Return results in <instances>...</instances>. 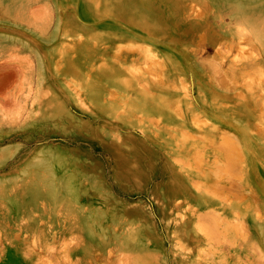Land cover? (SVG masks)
Listing matches in <instances>:
<instances>
[{"label": "rangeland", "instance_id": "obj_1", "mask_svg": "<svg viewBox=\"0 0 264 264\" xmlns=\"http://www.w3.org/2000/svg\"><path fill=\"white\" fill-rule=\"evenodd\" d=\"M263 52L264 0H0V248L264 264Z\"/></svg>", "mask_w": 264, "mask_h": 264}, {"label": "bare ground", "instance_id": "obj_2", "mask_svg": "<svg viewBox=\"0 0 264 264\" xmlns=\"http://www.w3.org/2000/svg\"><path fill=\"white\" fill-rule=\"evenodd\" d=\"M237 19H239V20H243V21H245V22H247V19L245 18V17H242V16H237ZM221 24H222V21L220 20V22H219V25L221 26ZM239 34V33H238ZM251 36V35H250ZM235 37V36H234ZM245 39V40H247V34L246 35H243V36H241V35H237L236 37H235V41H239V40H241V39ZM253 38V37H252ZM253 39H255V37L253 38ZM253 39H252V41H253ZM256 40V39H255ZM249 41V40H248ZM251 41V42H252ZM258 42V41H257ZM240 43V42H239ZM258 46V45H257ZM258 47H260V46H258ZM262 47H260V48H258V50H259V52H261V49ZM141 51V50H140ZM148 51V50H147ZM146 51V52H147ZM251 52H253V51H251ZM252 54V53H251ZM256 54H257V52H256ZM264 54V52L261 54L260 53V55H263ZM145 55V54H144ZM143 57V56H142ZM226 57V56H225ZM251 57V56H250ZM260 57V56H259ZM228 58V57H227ZM142 59V58H141ZM143 59H144V57H143ZM146 59V58H145ZM145 59H144V61H145ZM226 59V58H225ZM256 59H258V57L256 58ZM261 59V62H262V58H260ZM146 61H148V59H146ZM257 62V61H256ZM150 63H151V61H150ZM255 64V63H254ZM257 64V63H256ZM233 65V64H232ZM137 66V65H136ZM152 64H151V69H152ZM250 67V66H249ZM248 67V68H249ZM132 68V67H131ZM243 68V67H242ZM241 68V69H242ZM146 70H150V69H146ZM129 71V70H128ZM139 83V82H138ZM15 100V99H14ZM194 210V209H193ZM197 210V209H196ZM257 212V211H256ZM203 213H207V212H203ZM212 213V212H211ZM216 214V213H215ZM235 214V213H234ZM194 215V214H193ZM197 216H199V217H201V219H202V215H205V214H202L201 215V213H197L196 214ZM201 215V216H200ZM192 216V215H191ZM209 216V215H208ZM213 216H214V214H213ZM194 217V216H193ZM204 218H206V217H204ZM203 218V219H204ZM214 218V217H213ZM198 219V218H197ZM196 219V220H197ZM208 219V218H207ZM225 219V218H224ZM189 220V219H188ZM182 221H186V220H182ZM181 221V222H182ZM210 221V220H209ZM42 222V221H41ZM187 222V221H186ZM207 222H208V220H207ZM214 222V221H213ZM242 222V221H241ZM240 222V223H241ZM74 223V222H73ZM177 223V222H176ZM175 223V224H176ZM195 224V223H194ZM213 224V223H212ZM232 224V223H231ZM239 224V223H238ZM72 225H74V224H72ZM72 225H71V228H70V230L72 229V228H75L74 226L72 227ZM206 225H210V224H206ZM183 226H184V223H183ZM76 227H78L77 225H76ZM178 227V226H177ZM79 228V227H78ZM185 228V227H184ZM235 228V227H234ZM77 229V228H76ZM69 230V229H68ZM72 232H73V229L71 230ZM128 231V230H127ZM182 231H183V229H182ZM199 231V230H198ZM219 231V230H218ZM237 231V230H236ZM235 231V232H236ZM48 232H50L49 230H48ZM58 232V231H57ZM212 232H214V231H212ZM41 233H42V230H41ZM59 233V232H58ZM182 233H184V232H182ZM186 233V232H185ZM47 234V233H46ZM50 234L52 235L51 237V239H47V240H45L44 241V243H41V239L39 240V234L37 235L38 236V238L36 237V234H35V238L33 237V235L32 236H30L29 237V240H28V242H29V244H27V245H30V246H27V247H30V248H28L27 250L25 249V247H26V243L25 242H18V241H16V236L14 237V238H12L10 241L9 240H6V242L8 241V245H7V243H6V245H4V248H0V264H89V260H88V255H87V253L89 252V249H87L88 248V244H90L89 242L87 243V241L85 240V239H83V238H81V237H79V238H74V239H78V245L73 249L74 250V256H73V259L72 258H70L69 257V255L67 254L68 252H66V254L68 255V256H66L65 254V257H67V258H62V255L58 252V250H56V249H58L60 246H57L58 248H55V245L53 244V241H55L56 242V239H54V235L56 234L55 232H50ZM189 234V233H188ZM206 234V233H205ZM218 234V233H217ZM41 235V234H40ZM47 235H49V234H47ZM59 235V234H58ZM24 236V235H23ZM127 236V235H126ZM184 236V235H183ZM217 236V235H216ZM41 238V237H40ZM57 238V237H56ZM215 238H217V237H215ZM3 239H6V238H3ZM9 239H10V237H9ZM197 239V238H196ZM225 239V238H224ZM261 239H262V237H261ZM264 239V238H263ZM262 239V240H263ZM198 240H200V238L198 239ZM217 240V243H220V242H223V240H220V239H216ZM216 240H214V243H215V241ZM220 240V241H219ZM5 241V240H4ZM101 241V240H100ZM219 241V242H218ZM242 241V240H241ZM71 242V241H70ZM77 242V241H76ZM102 242V241H101ZM198 242V244H199V241H197ZM228 242V241H227ZM61 243H63V242H61ZM72 243V242H71ZM105 244H106V242H104ZM226 243V242H225ZM230 243V242H229ZM57 244V243H56ZM74 243H72V245L71 246H73L74 247V245H73ZM139 244H141V243H139L138 241H137V239L136 238H132V237H127V238H125L124 239V237H123V239L122 240H119V243H116V245H120V246H123V245H128V247H129V245H131L132 247L131 248H133V247H135V248H138L139 247ZM213 244V243H212ZM3 245V244H2ZM1 245V246H2ZM61 245V244H60ZM65 245H68V244H65ZM64 245V246H65ZM76 245V244H75ZM102 245V244H101ZM115 245V246H116ZM179 245V244H178ZM196 245V244H195ZM215 245V244H214ZM216 245H218V244H216ZM94 246V245H93ZM110 246V245H109ZM26 247V248H27ZM67 247V246H66ZM146 247V245L145 244H142V248H145ZM35 248H37V250H34ZM61 248H62V246H61ZM61 248H59V251H62L63 252V250H60ZM69 248H71V247H69ZM224 248V247H223ZM64 249H65V247H64ZM109 249V248H108ZM215 249V248H214ZM67 250V249H66ZM69 250V249H68ZM71 250V249H70ZM98 250V249H97ZM101 250V249H100ZM113 250V249H112ZM186 250H188V249H186ZM255 250V249H254ZM65 251V250H64ZM94 251V250H93ZM109 251L111 252V249H109ZM189 251V250H188ZM204 251V250H203ZM215 251V250H214ZM256 251V250H255ZM94 252H96V251H94ZM185 252H187V251H185ZM108 253V252H107ZM105 254V253H104ZM104 254H101L102 256H104ZM138 254V253H137ZM101 255H100V257H101ZM136 255V254H135ZM142 255V254H141ZM140 256V255H139ZM209 256V255H208ZM140 258V257H139ZM91 259V258H90ZM95 259V258H94ZM142 259V258H141ZM64 260V261H63ZM101 261L103 260V258L102 259H100ZM246 260V259H245ZM94 262V260L93 259H91L90 260V262ZM248 261V260H247ZM264 261V260H263ZM98 262V261H97ZM104 262V261H103ZM251 262V261H250ZM101 263V262H100ZM104 264V263H103ZM114 264V263H113Z\"/></svg>", "mask_w": 264, "mask_h": 264}]
</instances>
